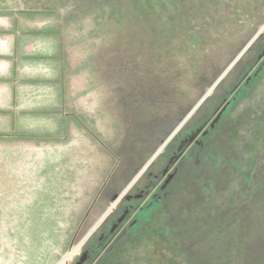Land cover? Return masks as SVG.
I'll return each mask as SVG.
<instances>
[{"label":"rangeland","instance_id":"rangeland-1","mask_svg":"<svg viewBox=\"0 0 264 264\" xmlns=\"http://www.w3.org/2000/svg\"><path fill=\"white\" fill-rule=\"evenodd\" d=\"M171 8L0 0V264L264 256V29L149 162L264 25V0L213 43L174 32Z\"/></svg>","mask_w":264,"mask_h":264},{"label":"trees","instance_id":"trees-1","mask_svg":"<svg viewBox=\"0 0 264 264\" xmlns=\"http://www.w3.org/2000/svg\"><path fill=\"white\" fill-rule=\"evenodd\" d=\"M263 0H169L171 3V12L176 14L180 21L175 22L174 32L180 31L188 34L196 42L197 38L206 41L220 42V36L216 37L217 32H222L223 28L228 26L240 16L241 12L249 11L248 7L257 6ZM245 12V14L247 13ZM174 14V15H175ZM173 15V16H174ZM200 19V20H199ZM200 21L203 29L196 25L195 32H192L191 26L196 21ZM178 23V24H176ZM226 27V28H228ZM205 36V37H203ZM205 41V42H206ZM198 43L201 41H197ZM197 43V45H199ZM264 259V256L261 255ZM260 256L253 257L254 263L262 264L259 261Z\"/></svg>","mask_w":264,"mask_h":264},{"label":"water","instance_id":"water-1","mask_svg":"<svg viewBox=\"0 0 264 264\" xmlns=\"http://www.w3.org/2000/svg\"><path fill=\"white\" fill-rule=\"evenodd\" d=\"M264 29V25L259 29V31L253 36V38L247 43V45L242 49V51L236 56V58L231 62V64L226 68V70L222 73V75L219 77V79L214 83L212 88L203 96V98L195 105V107L189 112L187 117L179 124L177 129L173 132V134L170 136V138L167 139V141L163 144V146L156 152V154L151 158L149 162L153 160V158L162 150V148L165 146V144L172 138V136L179 130L181 126L188 120V118L195 112V110L199 107V105L202 103V101L206 98V96L211 92V90L216 86L218 81H220L227 72L231 69V67L236 63V61L242 56V54L251 46V44L256 40V38L259 36V34ZM146 166L142 169V171L139 173V175L145 170ZM135 180H133L130 184V186L134 183ZM129 188V187H128ZM121 198V196L117 199V201ZM116 202V201H115ZM115 204V203H114ZM113 204V205H114Z\"/></svg>","mask_w":264,"mask_h":264},{"label":"bare ground","instance_id":"bare-ground-1","mask_svg":"<svg viewBox=\"0 0 264 264\" xmlns=\"http://www.w3.org/2000/svg\"><path fill=\"white\" fill-rule=\"evenodd\" d=\"M116 201H117V200H116ZM112 207H113V206H111V208H112ZM111 208H110V209H111ZM110 209H109V210H110ZM73 252H74V250H72V251L70 252V255H71ZM70 255H69V256H70ZM69 256H68V257H69ZM66 259H67V258L63 259V261H65Z\"/></svg>","mask_w":264,"mask_h":264}]
</instances>
